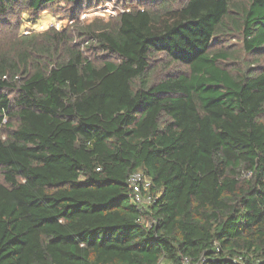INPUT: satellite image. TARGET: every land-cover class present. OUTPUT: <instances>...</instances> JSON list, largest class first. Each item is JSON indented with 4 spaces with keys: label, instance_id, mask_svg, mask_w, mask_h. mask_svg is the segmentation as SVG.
<instances>
[{
    "label": "trees",
    "instance_id": "16d2710c",
    "mask_svg": "<svg viewBox=\"0 0 264 264\" xmlns=\"http://www.w3.org/2000/svg\"><path fill=\"white\" fill-rule=\"evenodd\" d=\"M123 1L0 0V264H264V0Z\"/></svg>",
    "mask_w": 264,
    "mask_h": 264
},
{
    "label": "rangeland",
    "instance_id": "374dc122",
    "mask_svg": "<svg viewBox=\"0 0 264 264\" xmlns=\"http://www.w3.org/2000/svg\"><path fill=\"white\" fill-rule=\"evenodd\" d=\"M135 1H133V6H135ZM87 4V3H86ZM124 9H126V5H124L123 0H101L99 4H92L90 7L85 6L82 4L80 6H74L70 4H60V5H52L47 10L42 12L37 22H28L30 20L29 16H23V27L21 29V33H25L26 31H31V28H35L38 26V30L36 31L41 33L47 31L49 28H54L57 30H62L65 28L71 29L74 26V30L81 25H87L92 23L95 19H103L104 21H109L115 19L119 14H121ZM32 23V24H30ZM34 24H36L34 26ZM43 30H42V29ZM74 33V32H72ZM72 35H75L72 34ZM87 47V44H82V46ZM83 47V49H84ZM215 50H228L232 53H236V60L237 61H248L252 63L255 67H264V59L255 60L250 55H247L242 38L239 35L233 34L232 36L226 38H222L214 45ZM158 69L157 74H163L166 69H164L163 65L167 63L164 57L159 56ZM169 65V63L167 64ZM169 71H175L178 73L187 72V68L180 66V65H172ZM4 122L3 124H5ZM4 129V126H0V129Z\"/></svg>",
    "mask_w": 264,
    "mask_h": 264
},
{
    "label": "built area",
    "instance_id": "2783aa9c",
    "mask_svg": "<svg viewBox=\"0 0 264 264\" xmlns=\"http://www.w3.org/2000/svg\"><path fill=\"white\" fill-rule=\"evenodd\" d=\"M37 28H38V26L35 27V28L32 27L31 31L30 32L26 31L24 33V35L31 34L35 30H38ZM50 29H55V27L54 28L51 27L48 30H50ZM55 30H57V29H55ZM129 184L131 185V187L134 190L133 200L135 201V203L137 205H143L145 203L146 204L151 203L152 198L151 197H146V196L143 195V192L150 188L151 182L142 173L139 172V173H135V174L131 175V177L129 178ZM182 264H191V263H190V261L188 259H185Z\"/></svg>",
    "mask_w": 264,
    "mask_h": 264
},
{
    "label": "clouds",
    "instance_id": "9594fccd",
    "mask_svg": "<svg viewBox=\"0 0 264 264\" xmlns=\"http://www.w3.org/2000/svg\"><path fill=\"white\" fill-rule=\"evenodd\" d=\"M30 24H32V23H30ZM35 25V24H34ZM48 31V30H47Z\"/></svg>",
    "mask_w": 264,
    "mask_h": 264
},
{
    "label": "crops",
    "instance_id": "0c3cea01",
    "mask_svg": "<svg viewBox=\"0 0 264 264\" xmlns=\"http://www.w3.org/2000/svg\"><path fill=\"white\" fill-rule=\"evenodd\" d=\"M165 264V263H164Z\"/></svg>",
    "mask_w": 264,
    "mask_h": 264
}]
</instances>
